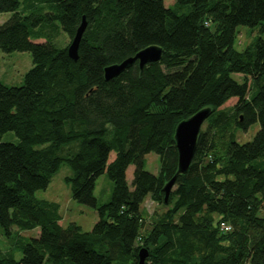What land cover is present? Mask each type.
Returning a JSON list of instances; mask_svg holds the SVG:
<instances>
[{"label":"trees","instance_id":"obj_1","mask_svg":"<svg viewBox=\"0 0 264 264\" xmlns=\"http://www.w3.org/2000/svg\"><path fill=\"white\" fill-rule=\"evenodd\" d=\"M165 1L0 0V14H10L1 52L32 58L21 86L0 82V228L6 237L39 228L19 260L3 253L0 264H137L140 249L144 264H264V0ZM82 18L72 60L67 46ZM238 27L256 30L242 51L233 47ZM59 28L64 48L44 38ZM149 46L162 49L158 62L104 79L106 66ZM231 98L229 113L217 110ZM204 108L206 128L165 203L174 129ZM255 123L251 141L234 140L231 127ZM7 132L16 143L1 141ZM150 153L156 174L145 169ZM62 165L71 198L97 213L88 232L62 228L58 204L34 197ZM104 173L112 194L98 205L95 181ZM147 197L165 209L148 223Z\"/></svg>","mask_w":264,"mask_h":264},{"label":"rangeland","instance_id":"obj_2","mask_svg":"<svg viewBox=\"0 0 264 264\" xmlns=\"http://www.w3.org/2000/svg\"><path fill=\"white\" fill-rule=\"evenodd\" d=\"M22 1L23 0H20V3ZM173 5L174 1L172 0H166L164 2L165 7L171 8ZM21 8L22 5H20V9ZM9 17V13L0 14V25L7 21ZM255 35L256 30L238 27L236 29V38L233 45L234 49L242 51L252 42ZM44 38L52 42L57 48H64L69 43L67 35L60 30V28L49 36L45 35ZM31 67L32 58L29 52H12L5 54L0 50V82L3 85L8 87L21 86L24 75ZM232 78L237 82H240L242 79L238 74H232ZM236 101V98H231L217 110L229 113ZM205 128L206 124L204 122L200 130H205ZM258 129V123H255L246 130H235L231 127L230 132L234 134V140L237 143L243 144L251 141ZM1 141L16 143L17 138L13 132H7L2 136ZM113 157L114 154L112 153L109 157V161H111ZM145 161V169L152 174H156L159 170L158 157L150 153L145 156ZM132 172L133 167L130 166L126 171V181L128 185H130L132 180ZM70 174L69 168L62 165L58 172L52 176L47 188L45 190L36 191L34 197L36 199H43L58 204L59 215L61 217L59 225L62 228L67 227L70 223H74L80 227L81 231L88 232L97 221V213L91 207L79 204L71 198L69 187L64 181L65 177L70 176ZM93 194L98 205L105 204L110 200L112 182L109 180L106 173L96 179ZM164 210V207L155 204L149 197L145 199L141 206V211L147 219V223L151 221L155 215L162 213ZM38 234L39 228L30 231H19L17 228H13L11 236L6 237L0 228V254L13 253V258L19 260L21 257V246L27 243L31 238H36Z\"/></svg>","mask_w":264,"mask_h":264},{"label":"water","instance_id":"obj_3","mask_svg":"<svg viewBox=\"0 0 264 264\" xmlns=\"http://www.w3.org/2000/svg\"><path fill=\"white\" fill-rule=\"evenodd\" d=\"M86 23L84 18L76 30L74 37L71 39L67 46V55L72 60H76L77 49L81 40L82 34L85 30ZM162 56V49L157 46L146 47L134 56L129 57L118 64H112L106 66L103 70L104 79L106 81L118 76L122 71L131 67L133 64H137L141 71L143 67L148 63L158 62ZM211 114V109L204 108L193 114L188 119L180 121L173 133L174 145L177 153L176 171L169 181L163 186L162 191L164 193L163 201L166 203L169 192L175 182L176 176L184 174L191 162L197 136L203 122ZM148 253L145 249L138 251V262L137 264H144Z\"/></svg>","mask_w":264,"mask_h":264},{"label":"built area","instance_id":"obj_4","mask_svg":"<svg viewBox=\"0 0 264 264\" xmlns=\"http://www.w3.org/2000/svg\"><path fill=\"white\" fill-rule=\"evenodd\" d=\"M219 227H220V229H221L222 231H224V232H227V231L230 230L229 225H227V224L224 223V222H221V223L219 224Z\"/></svg>","mask_w":264,"mask_h":264}]
</instances>
